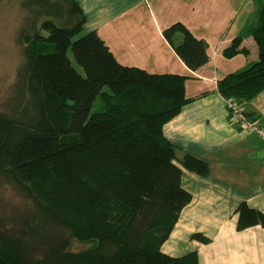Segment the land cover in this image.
Returning <instances> with one entry per match:
<instances>
[{
  "label": "trees",
  "instance_id": "obj_1",
  "mask_svg": "<svg viewBox=\"0 0 264 264\" xmlns=\"http://www.w3.org/2000/svg\"><path fill=\"white\" fill-rule=\"evenodd\" d=\"M14 3L22 13L15 41L24 62L0 111V173L35 186L87 246L71 251L75 264H200L197 251L177 258L162 251L193 199L182 185L177 149L163 132L192 100L187 77L122 65L97 31L83 34L86 16L76 0H0V13ZM68 7L73 27L55 21L66 18ZM251 32L259 60L220 80L218 92L261 121L245 104L264 91V0ZM164 33L192 71L210 62L207 42L185 24ZM242 40L225 55L249 54ZM99 98L103 106L93 112ZM181 163L210 176L209 163L200 157L187 153ZM236 215L238 231L264 228V212L247 202ZM192 238L210 243L203 234ZM0 264L22 263L0 244Z\"/></svg>",
  "mask_w": 264,
  "mask_h": 264
},
{
  "label": "crops",
  "instance_id": "obj_2",
  "mask_svg": "<svg viewBox=\"0 0 264 264\" xmlns=\"http://www.w3.org/2000/svg\"><path fill=\"white\" fill-rule=\"evenodd\" d=\"M76 1L86 16L83 34L97 31L122 65L187 77V97L192 100L163 132L177 149L182 185L193 199L162 251L176 258L197 251L200 264H264V228L238 231L236 215L242 202L264 212V141L233 123L218 92L220 80L260 58L251 30L263 0ZM177 22L208 44L210 62L196 72L164 33ZM238 37L249 54L229 58L225 50ZM245 109L264 123V91ZM187 153L206 160L210 176L186 169L181 159ZM195 234L210 243L193 239Z\"/></svg>",
  "mask_w": 264,
  "mask_h": 264
},
{
  "label": "rangeland",
  "instance_id": "obj_3",
  "mask_svg": "<svg viewBox=\"0 0 264 264\" xmlns=\"http://www.w3.org/2000/svg\"><path fill=\"white\" fill-rule=\"evenodd\" d=\"M21 19L17 3L6 6L0 13V111L5 110L6 98L14 92L24 62L22 48L15 41ZM55 21L67 27L76 24L70 7L64 20ZM69 57L84 74L71 51ZM101 106L103 102L99 98L93 112ZM35 191V186L0 173V244L4 252L22 264H75L71 251L78 252L87 246L78 242L71 227Z\"/></svg>",
  "mask_w": 264,
  "mask_h": 264
},
{
  "label": "built area",
  "instance_id": "obj_4",
  "mask_svg": "<svg viewBox=\"0 0 264 264\" xmlns=\"http://www.w3.org/2000/svg\"><path fill=\"white\" fill-rule=\"evenodd\" d=\"M228 109L232 110V121L239 125L241 129L255 135L264 141V123L260 120H252L244 114L243 106L237 101L230 100L227 102Z\"/></svg>",
  "mask_w": 264,
  "mask_h": 264
}]
</instances>
